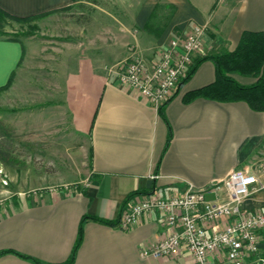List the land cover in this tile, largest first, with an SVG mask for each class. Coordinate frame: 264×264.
<instances>
[{
    "label": "crops",
    "instance_id": "crops-1",
    "mask_svg": "<svg viewBox=\"0 0 264 264\" xmlns=\"http://www.w3.org/2000/svg\"><path fill=\"white\" fill-rule=\"evenodd\" d=\"M75 2L0 0V9L29 16L53 13ZM124 17L117 18L111 31L99 34L100 54L84 50L77 55L72 43L61 50L52 46L46 54L49 46L39 43V70L51 65L72 132L88 138L91 170L87 183L22 194L0 211V251H15L1 254L0 264H40L32 258L63 264L81 224L82 241L69 264H196L186 248L174 257L141 256L142 247L167 233L157 212L145 214L128 230L103 221H116L132 198L127 197L136 191L168 196L193 185L205 191L209 204L225 202L228 192L219 183L233 169L247 168L258 177L243 208L264 209V110L253 109L245 100L186 97L216 81L213 59L198 64L164 104L163 114L131 87L119 84L114 68L133 57L151 63L173 36L185 35L195 23L207 29L195 62L234 51L244 32H264V0H131ZM148 22L158 34L146 29ZM32 44L0 34V88L11 81L23 48ZM110 65L114 67L108 72ZM231 76L246 86L258 79L237 72ZM85 216L103 221L83 220ZM225 221L212 223L210 229L222 230ZM261 239L264 257V233Z\"/></svg>",
    "mask_w": 264,
    "mask_h": 264
},
{
    "label": "rangeland",
    "instance_id": "rangeland-1",
    "mask_svg": "<svg viewBox=\"0 0 264 264\" xmlns=\"http://www.w3.org/2000/svg\"><path fill=\"white\" fill-rule=\"evenodd\" d=\"M130 2L76 0L72 6L27 21L0 20V34L33 43L23 48L10 83L0 89V211L22 194L88 182V138L70 128L51 65L39 70V43L49 46L46 54H51L52 46L61 50L71 43L77 55L84 50L100 54L99 34L111 31L117 18H125ZM118 63L108 66V72L114 67L116 74Z\"/></svg>",
    "mask_w": 264,
    "mask_h": 264
},
{
    "label": "built area",
    "instance_id": "built-area-1",
    "mask_svg": "<svg viewBox=\"0 0 264 264\" xmlns=\"http://www.w3.org/2000/svg\"><path fill=\"white\" fill-rule=\"evenodd\" d=\"M206 33L204 25L195 23L185 35L173 36L151 63L135 57L120 61L116 80L160 109L190 72ZM257 183V175L249 169H233L219 183L226 188L228 200L214 205L206 201L204 190L193 185L168 196L158 191L135 193L129 197L116 224L128 230L145 214L160 215L167 233L155 244L141 248L144 258L174 257L186 248L196 264H247L249 261L264 264V257L260 256L264 209L251 212L243 208L244 199ZM220 219H226L223 229L211 230L210 225Z\"/></svg>",
    "mask_w": 264,
    "mask_h": 264
},
{
    "label": "trees",
    "instance_id": "trees-1",
    "mask_svg": "<svg viewBox=\"0 0 264 264\" xmlns=\"http://www.w3.org/2000/svg\"><path fill=\"white\" fill-rule=\"evenodd\" d=\"M40 15L42 14L18 16V15L10 14L0 9V20H4L6 17H9L18 21H27L29 19H32ZM145 27L149 32H155L156 34L159 33V31H157V29H155L153 24L150 22H148ZM207 58L213 59L216 63L217 79L215 82L209 85H206L202 88L189 92L186 95L187 99H193L198 96H207V97L217 98L226 101L245 100L249 103V105L253 109L261 110V111L264 110V32L263 31L244 32L238 47L234 51H230V52L224 51L219 54L209 55L204 58L196 60L190 72L182 80L179 86L183 84L185 81H187L196 70L198 64ZM235 72L245 75L254 74L258 77V79L256 83H254L253 85H249V86L242 85L238 83L231 76V74ZM7 85L1 87L0 89L5 88ZM163 107L164 105H162L159 109L161 114H163ZM171 136H172V132L170 130L169 140ZM137 192L139 191L131 193L127 198H129L130 196H132ZM86 218H95L100 221H103V219L101 218L90 217V216H85L83 220H85ZM103 222L115 224L117 223V220L103 221ZM82 237H83V225L81 224L77 241L73 248V251L67 262L63 264H69L74 260L78 247L82 241ZM6 252H15V251L13 250L0 251V255ZM32 259L35 260L37 263L45 264L36 258H32Z\"/></svg>",
    "mask_w": 264,
    "mask_h": 264
}]
</instances>
